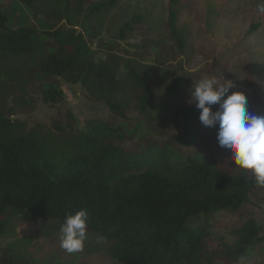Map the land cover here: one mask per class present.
Segmentation results:
<instances>
[{
    "label": "trees",
    "instance_id": "trees-1",
    "mask_svg": "<svg viewBox=\"0 0 264 264\" xmlns=\"http://www.w3.org/2000/svg\"><path fill=\"white\" fill-rule=\"evenodd\" d=\"M18 1L31 6L35 0ZM58 1L68 12L70 1ZM85 1L79 0L77 8ZM119 1L90 3L83 19L89 22ZM181 9L178 0H168L166 26L180 50L187 34L178 25ZM7 19L0 10L1 233L14 229L15 217L50 221L60 231L66 215L86 209L87 232L107 242L106 253L119 264H237L262 249L263 228L252 217L225 234L210 231L209 218L238 210L250 201L256 184L246 171L223 168L206 154L201 141L207 127L195 105L181 103L172 112L170 141L140 151L124 150L117 143L118 129L97 120L76 133L26 128L13 118L8 99L24 90L22 79L32 72L79 84L116 113L131 101L145 112L153 93L142 64L96 59L73 27L50 31L44 40L32 27H8ZM257 30L252 24L245 38ZM180 82L173 78L168 92L176 93ZM126 89L136 93L134 98L120 96ZM62 99L60 88L42 91L45 103Z\"/></svg>",
    "mask_w": 264,
    "mask_h": 264
},
{
    "label": "rangeland",
    "instance_id": "rangeland-1",
    "mask_svg": "<svg viewBox=\"0 0 264 264\" xmlns=\"http://www.w3.org/2000/svg\"><path fill=\"white\" fill-rule=\"evenodd\" d=\"M69 1L68 12L58 0H35L31 6L18 0H0V10L7 14L10 28L32 27L47 40L48 32L73 27L86 39L96 59L142 64L140 71L150 83L153 98L145 112L138 111L131 101L122 113H116L90 97L79 84L32 72L22 79L24 90L12 93L7 102L11 116L26 128L57 131L58 127L79 133L90 120H97L118 129L117 143L124 150L140 151L147 145L170 141L172 112L181 103L195 105L191 102L193 83L212 76L223 84L231 82L229 94L242 92L249 112L264 116V12L258 10L260 0H178L183 6L178 25L187 31L182 50L166 26L168 0H120L89 22L83 19L84 9L99 0H84L82 8H77L79 0ZM125 24L128 27L122 31ZM252 24L259 30L245 38ZM175 77L181 82L177 92L170 94L167 88ZM49 86L62 90L61 101H42V91ZM135 94L126 89L120 96L134 98ZM218 106L212 105V110ZM205 127L201 147L206 154L223 168L241 170L234 167L229 153L218 147V125ZM263 189L256 185L250 201L238 210L213 214L208 220L210 231L225 234L252 217L264 232ZM12 224V231L0 232V264H119L106 253L108 243L90 232L83 251L70 254L61 248L60 231L53 230L50 221L15 217ZM237 264H264V245Z\"/></svg>",
    "mask_w": 264,
    "mask_h": 264
},
{
    "label": "clouds",
    "instance_id": "clouds-1",
    "mask_svg": "<svg viewBox=\"0 0 264 264\" xmlns=\"http://www.w3.org/2000/svg\"><path fill=\"white\" fill-rule=\"evenodd\" d=\"M258 10L264 12V0H260ZM231 87V82L220 83L215 76L202 78L192 85L191 102L200 110L202 124L218 125V147L229 153L234 167L246 171L257 186L264 187V116L249 112L246 96L239 91L229 94ZM215 104L219 106L213 111ZM88 222L86 209L66 215L60 227L61 248L70 254L83 251Z\"/></svg>",
    "mask_w": 264,
    "mask_h": 264
}]
</instances>
